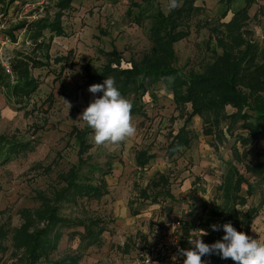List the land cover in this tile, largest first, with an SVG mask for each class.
Segmentation results:
<instances>
[{"label": "rangeland", "instance_id": "rangeland-1", "mask_svg": "<svg viewBox=\"0 0 264 264\" xmlns=\"http://www.w3.org/2000/svg\"><path fill=\"white\" fill-rule=\"evenodd\" d=\"M8 1L0 0V61L3 63H8L15 47L5 31L19 21L46 17L47 12L52 18L59 2L21 0L7 6ZM169 3L170 0H72V10L62 18L65 36L55 38L50 51L53 59H68L61 64L51 63L49 69L34 71L41 86L32 97L29 110L33 103L37 107L43 105L41 109L33 113L17 111L0 88V135L36 141L34 151L23 153L8 164L0 163V226L9 232L3 242L6 250L0 255V264H21L23 260L21 255L16 258L12 254V232L22 224L19 212L25 208L37 209L39 202L35 193L52 195L63 186L58 182V176L78 163V147L70 135L73 127L88 129V140L93 146L89 164L81 175H86L92 165L107 170V163L112 162V172L106 177L108 195L99 201L82 200V207L64 204L62 208L61 214L65 218H100L108 229L99 247L82 250L84 257L80 264H138L149 240L152 247L162 242L166 225L173 221L184 220L195 227L200 224L212 231V224L208 223L212 221V209L223 203L218 188L233 162L235 136L238 133L247 135V132L237 129L233 137L226 134L227 141L219 144L212 137L203 135V121L195 116L187 125L192 135L190 148H183L169 158L166 150L170 134H177L184 126L186 116L176 109L173 94L164 83L149 89L142 99L146 116L132 117L137 131L127 146L96 145L92 129L78 118L90 102L102 95L88 91L93 85L89 70L100 72L108 61L105 55L113 51L120 55L123 68H129L133 61H140L151 48L152 17L158 11L169 14ZM194 5L200 12L190 22V36L174 46L178 58L176 66L184 73L201 72L215 54H221L213 30L226 34L221 24L229 23L236 12L245 7V1L236 0L230 8L225 0H195ZM261 8L264 9V0H258L248 9L249 19L242 30L247 33L248 40L264 46ZM17 35L22 42L23 33ZM186 106L187 113L191 112V104ZM233 112L232 107H227L228 114ZM173 117L175 121L171 120ZM223 128L226 130V125ZM237 146L241 153L246 149L248 158L241 164L234 162V165L253 187V194L248 196L247 187L243 186L241 195L247 198V204L237 208L244 214L251 209H256L257 213L251 224L236 230L253 239L264 240V180L245 171L247 163L255 165L259 162L257 152L264 151V135L246 148L239 143ZM142 149H149L154 157L145 169L138 168L135 161L136 152ZM158 173L169 179L168 189L174 200L166 195L156 197L158 190L150 191L149 200L141 196L142 189ZM99 175L96 173L95 177ZM72 231L83 232V228L63 230V239L52 255L53 259L79 250L78 237L69 239ZM125 243H128V249L124 248ZM39 264H45L44 260Z\"/></svg>", "mask_w": 264, "mask_h": 264}, {"label": "trees", "instance_id": "trees-1", "mask_svg": "<svg viewBox=\"0 0 264 264\" xmlns=\"http://www.w3.org/2000/svg\"><path fill=\"white\" fill-rule=\"evenodd\" d=\"M19 1L21 0H9L7 6ZM180 1L183 2L181 6L171 10L169 14L158 11L153 15L149 29L151 48L140 61H133L129 68H123L117 52L107 53V64L100 72L89 70V80L92 84H102L106 78L112 77L121 95L132 102V117L146 116L142 99L149 89L164 83L173 94L176 109L183 117L186 116L185 124L177 134H170V143L166 150L169 158H173L183 148H190L192 135L187 125L195 116H199L203 121V135L212 137L219 144L227 141L226 134L233 137L237 129L247 132V135L238 133L235 136L232 148L233 162L230 163L224 181L218 188L222 193L223 203L212 209V221L208 223L223 225L231 222L235 229L245 228L251 224L257 210L251 209L244 214L237 208L238 205L247 204V198L241 195L243 186L247 187L248 196L253 194V187L234 162L241 164L248 158L246 149L241 153L238 143L246 148L264 135V46L248 40L247 33L242 30L249 19L248 9L258 0H244L245 7L236 12L229 23L221 24L226 29V34L212 29L213 33L217 34L221 54H215L212 62L201 72L192 70L189 73H184L176 66L178 58L174 46L190 36V22L195 14L200 12V8L195 7V0H178ZM235 1L225 0L229 8ZM72 8V0H59L52 18L51 13L47 12L46 17L19 21L5 31L6 37L15 47L8 61L10 73L0 61V88L4 91L8 103L16 106L17 111L33 113L43 106L37 107L36 103H33L32 109L29 110L32 97L39 92L41 86V81L34 76V71L49 69L51 63L61 64L68 59H53L50 51L53 40L65 36L62 18ZM259 14L264 18L263 8ZM17 33H23L22 42L19 41ZM50 99L51 107L52 97ZM188 103L192 109L189 113L186 106ZM227 107H232L234 112L228 114ZM171 120L175 121V118ZM223 125H226V130ZM89 134L90 131L86 128L73 127L70 135L78 147V163L68 172L58 176V182L63 186L56 189L52 195L46 192L35 193V199L39 202L37 209L25 208L19 212L22 224L12 232V254L16 258L21 255V264H39L42 260L45 264H80L84 257L82 250L102 244V236L108 232L102 219L65 218L61 214L64 204L82 207V200L99 201L109 194L106 177L112 172L111 161L107 163V170L92 165L88 167L86 175H81L89 164V153L93 148L88 140ZM35 144L36 141H22L16 135H0V163L8 164L21 154L34 151ZM257 157L259 162L255 165L247 163L245 171L264 180V151L257 152ZM153 158L149 149L137 151V167L145 169ZM96 173H100L98 178L95 177ZM169 184L167 176L158 173L142 189L141 196L144 200H149L150 191L158 190L156 197L166 195L172 201L174 197L168 189ZM154 199L156 201V198ZM73 227L83 228V232L72 231L69 234V239L78 237L79 250L53 259L52 255L58 250L63 239V230ZM190 228V225L185 227V233L189 232ZM206 231L209 233L204 236L206 244H212L224 235L222 228L219 231H209L207 227ZM8 234L6 228L0 226V255L6 250L3 242L8 238ZM182 244L185 249L188 248L186 240H183ZM124 248H129L128 243L124 244ZM202 260L205 264H234L231 259H221L215 254L204 256Z\"/></svg>", "mask_w": 264, "mask_h": 264}, {"label": "clouds", "instance_id": "clouds-1", "mask_svg": "<svg viewBox=\"0 0 264 264\" xmlns=\"http://www.w3.org/2000/svg\"><path fill=\"white\" fill-rule=\"evenodd\" d=\"M180 6L178 0H170L168 9L171 11ZM88 91L94 95L102 93L78 117L92 129L93 142L98 146H127L137 131L132 122V102L121 95L112 77L106 78L102 84L90 85ZM211 228L213 231L222 228L223 237L212 244H206L201 238L209 233L198 229V235L187 239L192 247L178 249V254L185 258L183 264H205L202 257L212 254L221 259H231L234 264H264V240L253 239L246 233L237 231L231 222L213 224ZM176 259V256L172 257L174 262Z\"/></svg>", "mask_w": 264, "mask_h": 264}, {"label": "built area", "instance_id": "built-area-1", "mask_svg": "<svg viewBox=\"0 0 264 264\" xmlns=\"http://www.w3.org/2000/svg\"><path fill=\"white\" fill-rule=\"evenodd\" d=\"M10 41V40H9ZM7 69V72L10 73L9 64L3 63ZM189 227L184 220L173 221L170 224L166 225V232L164 240L156 246H151L146 252L143 253L142 259L138 264H183L185 259L183 256L178 254V249H185L182 247L183 233L184 228ZM198 229L207 230L205 227H200V224L197 227L190 228V236L198 235ZM195 230V231H194ZM204 242V236L201 238ZM192 245L188 244V248H191ZM176 256L177 259L174 262L172 257Z\"/></svg>", "mask_w": 264, "mask_h": 264}, {"label": "crops", "instance_id": "crops-1", "mask_svg": "<svg viewBox=\"0 0 264 264\" xmlns=\"http://www.w3.org/2000/svg\"><path fill=\"white\" fill-rule=\"evenodd\" d=\"M189 225L191 226V228H193L195 226V224H193V223H189ZM189 236H190V231L187 232V233H185V231H184V233H183V240H186L187 241V239L189 238ZM149 243L147 245H145V248L142 250L143 253L146 252L150 248V246L152 245V243H151L150 240H149Z\"/></svg>", "mask_w": 264, "mask_h": 264}]
</instances>
